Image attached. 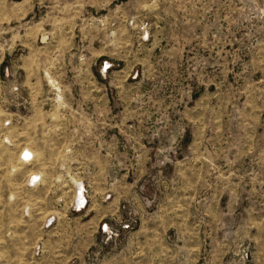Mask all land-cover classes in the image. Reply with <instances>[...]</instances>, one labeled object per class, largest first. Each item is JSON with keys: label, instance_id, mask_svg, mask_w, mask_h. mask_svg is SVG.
Here are the masks:
<instances>
[{"label": "rangeland", "instance_id": "obj_1", "mask_svg": "<svg viewBox=\"0 0 264 264\" xmlns=\"http://www.w3.org/2000/svg\"><path fill=\"white\" fill-rule=\"evenodd\" d=\"M0 203L3 264H264V0H0Z\"/></svg>", "mask_w": 264, "mask_h": 264}, {"label": "built area", "instance_id": "obj_2", "mask_svg": "<svg viewBox=\"0 0 264 264\" xmlns=\"http://www.w3.org/2000/svg\"><path fill=\"white\" fill-rule=\"evenodd\" d=\"M10 124L9 121L5 122V126H8ZM34 153H27V149L26 151L23 150L19 155H20V161L22 163H31L34 161ZM40 176L39 177H32L29 181H30V186L34 187L39 183L40 180ZM86 188L84 187V185H81L79 187L78 190V195L76 197V200L74 202V211L76 212H81L82 210L86 209V205L89 202L88 196L86 192ZM110 198V197H109ZM136 223V221L134 219H132L131 221H126V223H124L123 225H121V230L124 232H128L131 229H133L134 224ZM52 224L51 220L49 219L47 226H50ZM102 234L105 237V241L109 242L110 240L116 238L118 236V229H116L115 227H113L112 225H110L109 223H103L101 225V230Z\"/></svg>", "mask_w": 264, "mask_h": 264}, {"label": "crops", "instance_id": "obj_3", "mask_svg": "<svg viewBox=\"0 0 264 264\" xmlns=\"http://www.w3.org/2000/svg\"><path fill=\"white\" fill-rule=\"evenodd\" d=\"M30 150L31 149H29V151H28L29 153L31 152ZM20 152H21V150H18L16 152L17 153L16 155H17L18 159H19V155L18 154H20ZM24 165H26L27 167L30 168L29 172L25 176V181H24L26 187L30 188L31 186H29V181L28 180H30L32 177H39L40 175L35 174V173H37V171L33 170L34 169L33 167L35 165L33 162L32 163H27V164H24ZM1 206H2V203H0V207ZM1 211H3V210L1 209L0 213H1ZM71 212L73 214H85V213H88V210L81 211V212H76V211L72 210ZM22 215H23L24 218H29L31 216V208L29 206H28V208L26 207V209L22 212ZM38 215H41V214L39 213ZM61 216L62 215H59L58 213L54 214L53 211L46 212L45 214L42 213V218L43 219H42L40 228H43L44 230L45 229H47V230L53 229V227L58 226L59 221H60L59 219L61 218ZM49 219L51 220L52 224L50 226H47V223H48ZM99 228H100V226H99ZM13 231H14L13 233H15V235L16 234L18 235V233L15 232L14 229H13ZM6 242H7V239L4 238L3 235L1 236V234H0V264H3L4 261L10 259V256L8 255V248H7L9 246L7 245ZM41 246H42V244H38V242H36V244L33 246L35 252L37 251V248L41 247Z\"/></svg>", "mask_w": 264, "mask_h": 264}, {"label": "bare ground", "instance_id": "obj_4", "mask_svg": "<svg viewBox=\"0 0 264 264\" xmlns=\"http://www.w3.org/2000/svg\"><path fill=\"white\" fill-rule=\"evenodd\" d=\"M27 153H29V152L27 151Z\"/></svg>", "mask_w": 264, "mask_h": 264}]
</instances>
